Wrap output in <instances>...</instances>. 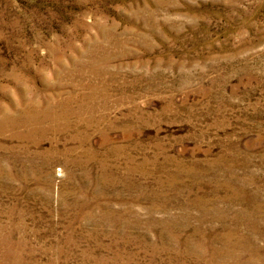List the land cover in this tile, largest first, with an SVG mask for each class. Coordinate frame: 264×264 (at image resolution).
Returning <instances> with one entry per match:
<instances>
[{"label": "rangeland", "instance_id": "374dc122", "mask_svg": "<svg viewBox=\"0 0 264 264\" xmlns=\"http://www.w3.org/2000/svg\"><path fill=\"white\" fill-rule=\"evenodd\" d=\"M0 264H264V0H0Z\"/></svg>", "mask_w": 264, "mask_h": 264}]
</instances>
